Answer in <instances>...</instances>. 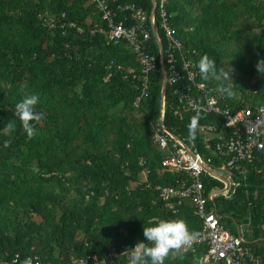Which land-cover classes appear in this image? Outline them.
<instances>
[{
	"label": "trees",
	"instance_id": "16d2710c",
	"mask_svg": "<svg viewBox=\"0 0 264 264\" xmlns=\"http://www.w3.org/2000/svg\"><path fill=\"white\" fill-rule=\"evenodd\" d=\"M111 4L150 9L149 0ZM164 8L183 47L195 51L196 62L207 54L218 69L231 71L236 93L231 99L217 91L222 82L198 79L220 106L236 110L264 105V78L255 67L264 58V0H166ZM62 22L75 23L81 33L66 29L61 35ZM94 24L104 27L89 0H0L2 259L15 253L20 260L37 256L55 264L86 256L105 259L109 249L119 253L146 242L143 226L160 219H184L191 230L200 229L187 201L172 212L154 190L176 187L188 178L162 167L166 152L151 141L161 96L153 38L146 49L157 63L140 95L143 79L134 56L124 43L106 44L98 29L91 34ZM31 94L39 96L35 110L45 118L28 140L14 112L16 103ZM163 97L165 105L171 102L167 87ZM191 117L186 113L177 120L165 107L162 124L191 144L222 179L230 175L226 191L214 194L206 209L233 236L237 226H247L251 242L244 245L264 259V155L245 179L229 173L223 166L227 158L213 152L215 137L207 139L197 131L194 141L188 139ZM10 120L17 127L9 135L3 129ZM199 125L224 130L213 114ZM8 139L12 143L4 147ZM143 170L146 179L139 182ZM220 177H201L204 196L224 188ZM206 249L199 245L183 259L169 255L165 264H196ZM127 262L117 256L112 264Z\"/></svg>",
	"mask_w": 264,
	"mask_h": 264
},
{
	"label": "built area",
	"instance_id": "2783aa9c",
	"mask_svg": "<svg viewBox=\"0 0 264 264\" xmlns=\"http://www.w3.org/2000/svg\"><path fill=\"white\" fill-rule=\"evenodd\" d=\"M107 1L89 0L99 13V21L104 26L97 28L94 24L90 33L93 34L98 29V33L103 35L106 44L124 43V48L134 56L140 67L143 79L140 95H144L148 76L157 63L155 57L146 49L147 42L152 38L158 50L157 65L160 63L159 52L162 56L164 82L170 92L171 102L165 105L164 97L160 96L159 113L153 126L151 141L159 150L166 152V156L161 159V166L172 173L175 171L185 174L188 180L179 181L176 187L157 186L154 190L157 192V197L172 212L175 205L180 204L181 201H187L193 209V215L200 220L198 231L200 237L185 253L194 251L199 245H205L207 249L197 258L196 264H264V259L253 255L244 245L242 233L236 236L231 235L219 223L218 216L206 209L207 201H211L216 192L210 191L204 196L201 177L209 176L218 179L220 175L211 170L191 144L186 145L162 124L165 107L170 110L174 118L180 120L186 113L192 116L196 114L192 103L199 100L206 114H213L220 118L224 128L220 131L213 125H200L199 133L207 139L215 137L213 152L227 158L223 165L224 169L245 179L253 162L259 158V155H264V105L253 109L245 107L232 110L226 105L218 104L212 90L198 81L200 76L196 68V53L193 49L183 47L176 30L170 25L169 16L164 8L166 0H149V12L133 4L112 5L114 0ZM60 17L63 18V15ZM49 27H53V24H49ZM58 27L61 35H64L66 29H74L77 34L81 33V29L73 22H62ZM67 47L65 45L66 49ZM130 72L131 69H127L126 73ZM189 73H192L191 77ZM142 164L143 162L139 160L138 165ZM145 171L141 172L139 182H145ZM220 179L224 184L221 193H224L230 179L229 176L226 179L221 177ZM131 247L120 249L119 253L109 249L105 259L86 256L75 259L71 264H112L117 256L128 259ZM25 260L30 261V264H55L42 261L37 256L20 260L18 253L10 258H0V264H24Z\"/></svg>",
	"mask_w": 264,
	"mask_h": 264
},
{
	"label": "clouds",
	"instance_id": "9594fccd",
	"mask_svg": "<svg viewBox=\"0 0 264 264\" xmlns=\"http://www.w3.org/2000/svg\"><path fill=\"white\" fill-rule=\"evenodd\" d=\"M255 67L264 78V58H260ZM196 68L202 81L222 82L217 89L222 96L228 99L235 96L231 71L223 67L218 69L215 60L209 58L207 54L198 59ZM188 75L191 77L192 73ZM38 101L37 94L25 95L15 105L14 115L28 140H32L37 135L36 125L45 118V113L35 110ZM192 108L196 114L190 118L187 125L190 141L196 139L200 127L199 121L205 119L207 115L199 100L193 101ZM16 127L17 121L10 120L3 132L10 135L16 131ZM11 143V139L5 140L4 147H9ZM143 236L146 242L138 241L131 247L127 264H165V260L173 253L183 259L185 252L199 239L200 233L191 230L184 219H160L150 226H143ZM24 264H30V261L25 260Z\"/></svg>",
	"mask_w": 264,
	"mask_h": 264
},
{
	"label": "water",
	"instance_id": "95a60500",
	"mask_svg": "<svg viewBox=\"0 0 264 264\" xmlns=\"http://www.w3.org/2000/svg\"><path fill=\"white\" fill-rule=\"evenodd\" d=\"M151 1V0H150ZM159 70H160V76H161V88H160V95L163 96L165 92V82H164V68H163V62H162V56L159 52ZM208 173L212 174L208 169L204 168ZM218 177V176H217Z\"/></svg>",
	"mask_w": 264,
	"mask_h": 264
},
{
	"label": "crops",
	"instance_id": "0c3cea01",
	"mask_svg": "<svg viewBox=\"0 0 264 264\" xmlns=\"http://www.w3.org/2000/svg\"><path fill=\"white\" fill-rule=\"evenodd\" d=\"M230 176V175H229ZM228 176H226V177H223V179H226ZM229 179H230V177H229ZM229 183H230V180H229ZM222 191V190H221ZM221 191H214V192H216V193H221ZM247 226H237L236 227V235L238 234V233H244V236H243V241L245 242V243H248V242H251V240H249L247 237H246V235H247ZM235 235V236H236ZM170 255H175L174 253L173 254H170Z\"/></svg>",
	"mask_w": 264,
	"mask_h": 264
},
{
	"label": "rangeland",
	"instance_id": "374dc122",
	"mask_svg": "<svg viewBox=\"0 0 264 264\" xmlns=\"http://www.w3.org/2000/svg\"><path fill=\"white\" fill-rule=\"evenodd\" d=\"M140 178V177H139Z\"/></svg>",
	"mask_w": 264,
	"mask_h": 264
}]
</instances>
